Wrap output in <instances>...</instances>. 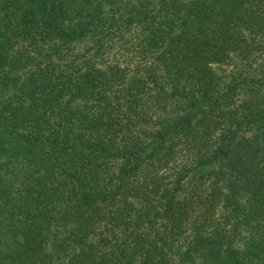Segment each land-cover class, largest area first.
<instances>
[{
    "label": "trees",
    "instance_id": "trees-1",
    "mask_svg": "<svg viewBox=\"0 0 264 264\" xmlns=\"http://www.w3.org/2000/svg\"><path fill=\"white\" fill-rule=\"evenodd\" d=\"M0 264H264V0H0Z\"/></svg>",
    "mask_w": 264,
    "mask_h": 264
}]
</instances>
